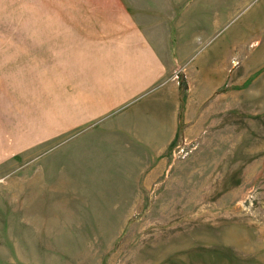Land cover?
Here are the masks:
<instances>
[{
  "label": "rangeland",
  "instance_id": "374dc122",
  "mask_svg": "<svg viewBox=\"0 0 264 264\" xmlns=\"http://www.w3.org/2000/svg\"><path fill=\"white\" fill-rule=\"evenodd\" d=\"M194 2L176 34L170 6ZM210 2L0 0V264H264V0ZM110 7L167 20L181 120L157 159L86 162L76 127L47 129L61 81L35 68Z\"/></svg>",
  "mask_w": 264,
  "mask_h": 264
},
{
  "label": "crops",
  "instance_id": "0c3cea01",
  "mask_svg": "<svg viewBox=\"0 0 264 264\" xmlns=\"http://www.w3.org/2000/svg\"><path fill=\"white\" fill-rule=\"evenodd\" d=\"M208 4L210 0H200L201 8ZM197 5L183 10L170 6L168 21L176 34L196 28L191 21ZM160 10L145 8V14L153 15L142 20L123 7H110L108 16L94 12L72 45L71 39L63 40L68 49L41 58L45 64L35 68L51 95L55 81H61L62 123L55 121L47 129L76 127L79 159L87 162L98 152L123 159L136 151L157 159L174 138L181 120V93L177 60L163 30L167 20ZM149 23L154 28H147ZM196 48L189 45V62ZM158 167L162 173L164 165ZM154 169V174L160 173Z\"/></svg>",
  "mask_w": 264,
  "mask_h": 264
},
{
  "label": "bare ground",
  "instance_id": "6f19581e",
  "mask_svg": "<svg viewBox=\"0 0 264 264\" xmlns=\"http://www.w3.org/2000/svg\"><path fill=\"white\" fill-rule=\"evenodd\" d=\"M232 7V6H231ZM69 154H70V152H69ZM81 160V159H80ZM99 173H100V171H99ZM102 173V172H101ZM75 177V176H74ZM77 181V180H76ZM188 182V181H187ZM189 183V182H188ZM106 221V220H105Z\"/></svg>",
  "mask_w": 264,
  "mask_h": 264
}]
</instances>
